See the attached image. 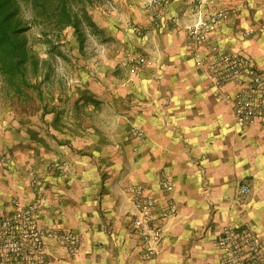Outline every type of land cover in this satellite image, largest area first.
<instances>
[{
	"label": "clouds",
	"instance_id": "1",
	"mask_svg": "<svg viewBox=\"0 0 264 264\" xmlns=\"http://www.w3.org/2000/svg\"><path fill=\"white\" fill-rule=\"evenodd\" d=\"M0 264H264V0H0Z\"/></svg>",
	"mask_w": 264,
	"mask_h": 264
}]
</instances>
